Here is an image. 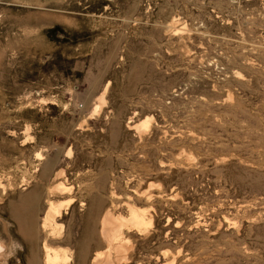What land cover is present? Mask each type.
<instances>
[{
    "label": "rangeland",
    "instance_id": "374dc122",
    "mask_svg": "<svg viewBox=\"0 0 264 264\" xmlns=\"http://www.w3.org/2000/svg\"><path fill=\"white\" fill-rule=\"evenodd\" d=\"M104 177L152 219L114 264H264V0H0V264H92ZM36 187L37 239L10 213Z\"/></svg>",
    "mask_w": 264,
    "mask_h": 264
},
{
    "label": "bare ground",
    "instance_id": "6f19581e",
    "mask_svg": "<svg viewBox=\"0 0 264 264\" xmlns=\"http://www.w3.org/2000/svg\"><path fill=\"white\" fill-rule=\"evenodd\" d=\"M36 155L38 158L43 157L40 152H37ZM59 174H63V171H60ZM105 181L104 177L98 182V193L87 208L83 235L81 236L80 257L83 262L92 248L98 249L92 258V264H114L119 260H125L130 249L127 229H133L140 233L152 220L151 213L147 211L146 207L136 205L135 200L130 195H126L125 201H123V205L126 207L125 213L119 212L116 209L118 201L114 199L117 194L113 191L108 196L110 204L104 209L106 197L102 190ZM47 191L48 199H46L47 206L42 218V227L54 223L55 228H61L62 224H57L54 218L74 200V196L71 195L72 185L59 181L55 186H50ZM64 195L66 198L59 199ZM41 196L40 188L36 187L22 195L19 201L12 202L10 205V213L17 220L20 231L30 238L37 239L35 220L39 211L38 203L42 199ZM44 245L47 248L45 264H63L70 258L65 248H53L50 245V247L47 244ZM2 248L0 243V251ZM112 254L114 255L113 258ZM31 264H35V261Z\"/></svg>",
    "mask_w": 264,
    "mask_h": 264
},
{
    "label": "flooded vegetation",
    "instance_id": "af4514ba",
    "mask_svg": "<svg viewBox=\"0 0 264 264\" xmlns=\"http://www.w3.org/2000/svg\"><path fill=\"white\" fill-rule=\"evenodd\" d=\"M19 238H22V237H20V235H19Z\"/></svg>",
    "mask_w": 264,
    "mask_h": 264
}]
</instances>
